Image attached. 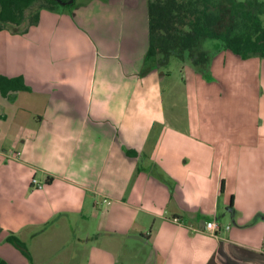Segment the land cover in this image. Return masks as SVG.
Returning <instances> with one entry per match:
<instances>
[{"label": "crops", "instance_id": "crops-1", "mask_svg": "<svg viewBox=\"0 0 264 264\" xmlns=\"http://www.w3.org/2000/svg\"><path fill=\"white\" fill-rule=\"evenodd\" d=\"M147 21L74 0L0 30L5 264H264V59L141 77Z\"/></svg>", "mask_w": 264, "mask_h": 264}, {"label": "trees", "instance_id": "trees-1", "mask_svg": "<svg viewBox=\"0 0 264 264\" xmlns=\"http://www.w3.org/2000/svg\"><path fill=\"white\" fill-rule=\"evenodd\" d=\"M58 1L64 5L56 0H0V30L23 22L33 25L40 10L56 12L74 4ZM146 8L148 45L141 77L153 70L169 72L174 59L210 79V63L223 51L243 60L264 59V4L257 0H146ZM20 89L26 87L15 90ZM7 241L30 260L23 243L14 237Z\"/></svg>", "mask_w": 264, "mask_h": 264}, {"label": "built area", "instance_id": "built-area-1", "mask_svg": "<svg viewBox=\"0 0 264 264\" xmlns=\"http://www.w3.org/2000/svg\"><path fill=\"white\" fill-rule=\"evenodd\" d=\"M30 186L33 189L40 190L43 187V183H40L36 179H31ZM173 221L178 222L177 219H173ZM227 229H228V227H226V230ZM220 231H221V226L216 221H214V220L213 221H206L204 223L203 232L209 233L210 235L216 237Z\"/></svg>", "mask_w": 264, "mask_h": 264}, {"label": "rangeland", "instance_id": "rangeland-1", "mask_svg": "<svg viewBox=\"0 0 264 264\" xmlns=\"http://www.w3.org/2000/svg\"><path fill=\"white\" fill-rule=\"evenodd\" d=\"M257 1L264 4V0H257ZM260 19H261L262 27L264 28V14L261 15ZM180 67H181V65H180V63L177 60H174V59L171 60V64L169 66V72L171 73L173 79H178L179 72H180V69H181ZM243 82H245V79L243 80ZM167 84H168V82H167Z\"/></svg>", "mask_w": 264, "mask_h": 264}, {"label": "water", "instance_id": "water-1", "mask_svg": "<svg viewBox=\"0 0 264 264\" xmlns=\"http://www.w3.org/2000/svg\"><path fill=\"white\" fill-rule=\"evenodd\" d=\"M58 3H60L61 5H64V3H61L60 1L56 0ZM72 2V0L70 1V3Z\"/></svg>", "mask_w": 264, "mask_h": 264}]
</instances>
